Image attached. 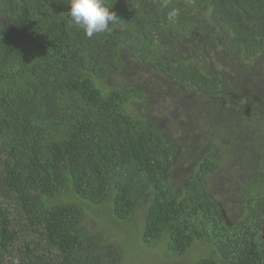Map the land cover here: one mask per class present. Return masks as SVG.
<instances>
[{"label":"trees","instance_id":"1","mask_svg":"<svg viewBox=\"0 0 264 264\" xmlns=\"http://www.w3.org/2000/svg\"><path fill=\"white\" fill-rule=\"evenodd\" d=\"M104 3L118 22L89 39L68 0H0V264H122L158 246L185 264L198 241L190 264H264V0ZM131 60L186 109L195 94V123L165 127L178 140L132 111L149 92L123 81Z\"/></svg>","mask_w":264,"mask_h":264},{"label":"rangeland","instance_id":"2","mask_svg":"<svg viewBox=\"0 0 264 264\" xmlns=\"http://www.w3.org/2000/svg\"><path fill=\"white\" fill-rule=\"evenodd\" d=\"M196 37V36H195ZM186 55V53H184ZM184 55H180L179 58H183ZM179 56V55H177ZM176 57V55H175ZM147 65V64H146ZM146 65H142L140 61L131 60V67L128 74L133 76H129L125 78L126 83L131 84L134 81V77L137 78L135 81L136 85L142 86L144 89H146L149 94L147 93V97L144 98L143 102L138 101L134 102L132 106V111L137 115L145 116L147 121L151 125H155L158 127H161L165 130V127H167L168 130H171L173 127L177 129H185L186 124L194 122L195 123V116H192V118L189 116L188 111L193 110L194 104H195V94L191 98V100L188 103V107L186 109L184 105V100H181L183 98L180 96L178 90L169 89L168 85L165 83L164 79L157 73L152 70V68L147 67ZM213 71L217 73H223L222 66L214 64ZM192 99L194 100L192 102ZM186 102V101H185ZM190 112V111H189ZM165 130V131H168ZM174 130L169 132V138L173 141L178 140L180 135L171 136L170 133H172ZM229 181V180H228ZM224 178L219 175H214L211 183L209 185L211 192L215 195H219L221 192V189L225 186L224 185ZM229 189V190H228ZM227 190L223 193V197L221 198L223 201H230L232 199H235L234 189L232 187H228ZM228 191V193H226ZM219 193V194H218ZM79 200V199H78ZM221 200V201H222ZM95 220H103L105 217L106 220L102 221V224L100 226L106 227L107 230H110L113 232L112 226L110 224H107V222H110V216L107 215L105 212L103 215L98 216L94 214ZM135 222L125 223L121 225V232L120 235L122 236V241H130L135 242L138 238L136 235V228L134 227ZM139 229V226H138ZM141 229V228H140ZM114 235V233H112ZM202 242L198 241L195 242V246H192L190 249L191 251L188 253V255L181 261H183L185 264L191 263L194 258L196 257L195 251L198 249L197 257H203L204 255H207V249L208 247L202 246ZM159 247V246H158ZM155 248V249H145L143 251H140V249L137 251L139 252V256L133 254L132 252L126 253L122 256V264H154V259H156L159 264L166 262V260L161 257L163 250L161 248ZM165 248V246H164ZM204 253V254H202ZM202 254V255H199ZM159 257L160 260L158 259ZM180 259H172L168 264H179Z\"/></svg>","mask_w":264,"mask_h":264},{"label":"clouds","instance_id":"3","mask_svg":"<svg viewBox=\"0 0 264 264\" xmlns=\"http://www.w3.org/2000/svg\"><path fill=\"white\" fill-rule=\"evenodd\" d=\"M68 3L69 16L89 39L94 34L110 31V24L118 22L115 13L105 6L104 0H68Z\"/></svg>","mask_w":264,"mask_h":264}]
</instances>
